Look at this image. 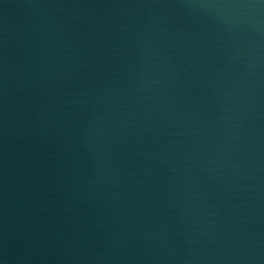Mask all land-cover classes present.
Masks as SVG:
<instances>
[{"label":"water","instance_id":"95a60500","mask_svg":"<svg viewBox=\"0 0 264 264\" xmlns=\"http://www.w3.org/2000/svg\"><path fill=\"white\" fill-rule=\"evenodd\" d=\"M0 264H264V0H0Z\"/></svg>","mask_w":264,"mask_h":264}]
</instances>
